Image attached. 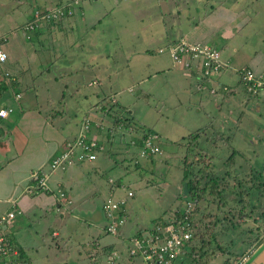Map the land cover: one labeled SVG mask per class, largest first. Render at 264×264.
Returning <instances> with one entry per match:
<instances>
[{
    "label": "rangeland",
    "instance_id": "1",
    "mask_svg": "<svg viewBox=\"0 0 264 264\" xmlns=\"http://www.w3.org/2000/svg\"><path fill=\"white\" fill-rule=\"evenodd\" d=\"M20 2L21 4L23 2L30 3L31 0H20ZM234 2L235 0H226L225 7L230 14L233 12L238 14L236 21L242 18L240 14L243 12L246 13V16L249 13L253 15L251 14L252 17L246 22L245 26H241L239 33L232 38V42L231 39L229 40L231 45L236 47L237 52L233 53L227 47L221 48L220 56L229 62L228 65H230L231 70H233L232 66L236 67V62L240 65L246 59L240 56L241 51H245L248 56L257 51L264 52V0H258V3L252 0V4L248 7L243 6L242 1H240L241 5ZM15 3L18 4V0ZM80 3L86 18L84 16L81 18L80 15L75 16L76 21L82 23L76 28V33H72V38L69 37L70 42L72 41L74 45L66 51L67 57H60V60L57 61V64H59L52 66L48 74L44 71V77L41 78L43 82H39L41 79L34 82L35 88L40 83L37 90L30 88L31 90L28 93L22 89L20 90L19 104H22L23 108L18 111L17 116H14V122L8 126L9 128L18 127V117L23 111L20 124L25 131L31 132H28L25 135L26 137L21 138L26 143V149L15 155L16 150L12 148L10 155L15 158H39L40 155L34 157V154L31 153H36L42 148L45 150L44 154H46L43 158L49 160L59 149H62V142L66 143L70 140L64 141L63 139L66 136L70 138L75 134L76 126L80 122L84 109L87 108L85 111H89L86 113L85 118L90 119L93 124H98L99 118L103 114L100 108L103 105L105 106L102 101L105 100L103 95L106 96V100L108 98L111 101L118 100V103L126 110L125 114L121 113L120 115H124L125 118H128L126 117L128 115L134 126L150 128L151 131L156 133L160 154L148 159L137 158L135 152L131 153L130 151L133 147L124 148V145H126L125 140H127L129 134L131 135V129L129 127L123 128L121 124L115 132H112V135L105 137L106 129L111 130L110 119L105 118L102 124L103 129L97 132L92 128L90 131L91 135L96 132L97 139L103 142V144L100 143L101 151H98L99 153L96 154L93 160H73L63 170L75 164L92 163L100 156L107 158L108 162L104 161L101 163V167L98 166L104 170L103 173L98 170V175L91 176V182L94 185H105L103 175H107L109 177L107 182L114 189H122L123 196H125L126 191H131L132 196L128 199L133 197L132 199L135 201V208L132 211L130 210V217L131 219L134 218L135 221L131 220L124 225L121 229V237L132 235V231L136 228L135 223L145 226V228L151 225L155 217L162 215L165 211L170 213V210H173L179 202H181L180 206L185 207L188 201L181 200L184 193H180L182 159H185L186 162H192V167L195 169H200L203 165L210 169L211 164H214L217 172L222 173L223 170H228V176L235 178V180H242L245 184L249 183L248 181H250L252 175L259 177L260 181L264 182V104L259 103V100L252 99L246 103L248 99L246 100V96L242 92L241 94L244 97H238V92L242 90V87L237 85L235 89L227 87L224 99H220L221 97L218 99V107H212L209 102H206L204 104L206 111L200 110L196 107L197 95H193L192 92L205 94V89H202L201 92L197 91V85L194 82V76L196 75H193L190 70H183V68L173 64L165 49L167 44H163L165 35L169 39H175L177 36L174 33V28L177 27V22H174L176 21L174 19L176 13L179 14V18L183 19L188 13L187 9H192V7L209 10V0H81ZM71 7L73 6L71 5ZM14 11L16 12L14 2L0 0V18L3 17L7 20L13 16ZM88 12H93V15L90 16ZM229 12L227 13L229 14ZM200 14L201 12H199ZM22 20V18L17 17V24L19 25ZM11 23L12 21L8 24ZM53 23L55 24L57 21ZM13 25H16V23L11 24V26ZM179 25L183 27L182 22ZM3 28L4 25L0 27V29ZM159 37L161 41H157ZM59 38L63 39V36ZM179 40H183V38ZM194 42L198 41L194 40ZM53 48L54 53H56L57 48ZM157 48H161L162 53H158ZM4 49L6 50L5 46ZM41 51V49L38 50V53ZM54 53H52V59L48 61L47 65H51L54 61ZM48 56L50 57V54L47 52ZM155 58L162 59L165 62L163 66L168 64V67L155 71L152 66V60ZM23 59L25 60V58ZM79 59L91 66H79L77 62ZM67 64L70 67L64 68ZM228 69L224 70L223 75L221 70L219 73H213L210 78H203L201 80L202 84L209 87L215 85L218 82L216 78L220 75L222 76L218 79L219 81L226 83L224 79L231 80L228 85L236 83V72L232 71L233 73H231ZM252 70L255 71L253 68ZM258 72L262 73L264 70ZM57 73H66L67 76L58 75L55 78ZM94 75L103 78V83L99 81L98 77L93 78ZM228 75L232 78L228 79ZM212 78H215V80H212ZM74 80H82L79 85L81 86L84 83L82 86L85 89L84 93L89 95L90 99L85 100L81 93L74 96L67 94L70 90H73ZM86 81L88 82L86 83ZM92 82L94 83L92 84ZM27 83L32 86L29 80ZM99 84H102L103 95L97 88ZM4 85H6L5 90L8 91L10 89L8 79ZM19 87L23 86L20 85ZM44 89L48 91L45 92ZM232 90L233 92L236 91L233 95L230 92ZM93 92H98L97 99L93 96ZM11 94L10 100L12 103L17 104L12 91ZM61 95H63V98L60 103L58 100ZM186 95L188 99H185ZM93 98L94 100H92ZM77 101L80 102L79 106L74 105ZM5 103L8 102L5 101ZM82 104H84V108ZM35 105L40 107L39 116L42 120H38V122H36L34 114L28 112L35 109ZM4 106H9V104H4ZM62 108L66 113L61 118H54L53 111H61ZM208 124H211L212 127ZM224 136L227 137L228 142H226V139L224 141ZM117 143L120 145H112ZM55 146L56 150L49 155L48 149ZM106 150H109V152ZM232 151L234 152L232 165L226 167L223 163ZM108 164L114 166V168L108 169ZM45 166L48 168V161ZM53 172L59 174L63 171L56 169ZM122 175L124 178L121 183H116V180L119 179L115 176ZM81 181L88 182V178H83ZM31 183L33 184V182ZM227 183L229 186L235 185L234 179H229ZM23 193H41V196L45 194L41 190L35 193H26L23 190ZM94 194V196L86 194L84 203L71 208L70 212L63 217L67 225L63 231L64 233L61 234L60 253L66 254L68 252V256H63L59 252H55L54 249L49 250L48 245H38V254L41 256V260H45L44 264L105 263V256L98 259L97 263H93L92 257H85V251L90 249L92 240L102 237L99 233H102V226L104 225L103 216L100 213V204L108 194L104 190L103 192H97L96 190ZM117 197L116 193L112 194L113 199ZM210 198L212 199V197L208 198L210 203L206 204L210 216L204 215L201 220V223H208L207 228H204L206 241L201 251H206L209 247L208 252L211 248L216 247L215 244H206L209 238V230L212 227L210 224L215 214L218 216L224 215L229 210V206L233 207L230 212L234 210V213L241 206H243L242 209L245 213L249 209V199L245 193L239 203L230 201L228 197L227 204L222 208L221 206L216 208V199H214V203H211ZM235 199L237 200V197ZM190 210H188V213ZM48 211L51 216H57L54 207ZM48 211L46 213L49 214ZM199 215V213L195 215V218L197 219ZM252 215L259 216V212H253ZM14 216L12 222L19 217L17 213ZM167 216L169 214L164 218ZM56 221L57 219L54 220V222ZM235 221L240 224L238 228L230 230V232L225 231L227 233L223 237L218 235L220 246L224 252L206 253L202 257H197L194 254L192 257H195V260H191V256L185 257L182 254V262L179 261L181 258L178 257L177 264H224L223 261L226 259L228 264H239V260L250 250H253L264 236L262 235V228L259 227L261 222L264 223V221L262 219L254 221L252 217L245 214L235 216ZM29 224L28 233L32 231L34 225L31 222ZM54 225L55 223L53 227ZM249 228L253 231L257 228L259 235L256 244L248 245L246 243V236L249 234L247 229ZM106 236H103L102 240L115 241L112 235ZM10 239L12 240L11 236ZM44 240L49 242L50 237L47 236V239ZM102 240L99 242L101 243ZM229 243L230 245H228ZM231 243L239 244L235 249H232L234 245ZM120 245V248H122L123 242H120ZM32 263L40 264L41 261H33Z\"/></svg>",
    "mask_w": 264,
    "mask_h": 264
},
{
    "label": "crops",
    "instance_id": "2",
    "mask_svg": "<svg viewBox=\"0 0 264 264\" xmlns=\"http://www.w3.org/2000/svg\"><path fill=\"white\" fill-rule=\"evenodd\" d=\"M10 1L12 3L14 2L16 6V12L14 11L13 16L7 20H5L3 17L0 18V27L4 25V28L0 29V36H1L0 42L2 48H4L5 46L6 50L5 49L4 50L8 52L7 62L0 66V71H1L0 86H2L7 80V78H5V76L2 73L5 71L9 72V74H11L14 77L15 81L18 83L16 90L20 95L21 89L27 93L29 92V90H31L30 88H32V90H37L40 87L39 86L40 83H38L37 88H35L34 82L37 79H41L42 77H44L43 73L46 72V74H48L52 66H57L59 64V63L57 64V61L60 60V57H67L66 51L72 48V46L74 45L72 41H71L72 43L70 42L69 37L72 36V33L73 34L76 33V28L79 26V24L82 23L81 21H76L75 16L80 15L81 18H83V16L84 18H86V15L80 3L81 0H78V2L72 7L73 13L70 17L65 18L55 24L54 23L41 24L40 28L36 31L37 34H31L28 36L27 34L24 35L25 32H21L22 30L20 29V27L28 20L32 11L51 8L59 3H62L65 0H31L30 3L23 2L22 4L20 0H18V4L15 3L17 0H10ZM240 1H242L243 6L245 7H248L252 4V0H235L234 3L241 5L242 3ZM255 2L258 3V0H255ZM216 3L217 5H215V7H210L209 10L203 9L200 15H199L200 9L195 7L194 8L192 7V9H187L188 13L185 16L186 18L183 17V19L179 18V14L176 13V15L174 16V19L176 21L174 22H177L176 23L177 27L174 28L175 30L174 33L177 36L175 37V39H169L165 35L164 36L165 42L163 44H168L170 42H174L179 40L180 38H183L186 39L187 41L195 40V41L211 44L215 48H217L219 54L222 50L221 48H225V47L231 49L233 53H236L237 52L236 47L232 46L229 40L231 39L232 42V38L237 33H239L241 26H245L246 22L249 19H251L253 14L249 13L248 16H246V13L243 12L240 14L242 18H239L236 21L238 14H235V12L230 14V12L227 11V8L225 7L226 4L225 1L223 3H219V2ZM257 5L259 6V4ZM227 12H229V14ZM88 13L90 14V16L93 15V12H88ZM17 17L19 19L21 18L23 19L19 25L17 24ZM10 21H12L11 24L16 23V25L11 26V24H8ZM69 21L71 24L69 23ZM181 22L183 24V27L179 25L181 24ZM17 32L18 34H16ZM62 36L63 39L59 38ZM28 37H30V39H28ZM157 41H161L160 37L157 38ZM160 44L161 42L159 43V45ZM53 47L57 48L56 53H54ZM40 49L42 51L38 53V50ZM47 52L50 54V57L49 56L47 57ZM52 53H54V61L51 63V65H47L48 61L52 59ZM241 53L242 54L240 56L246 59H244L243 62L238 61L242 63L240 65L239 63L236 62L235 64L236 67L232 66L233 70L229 68L230 66L228 65L229 62L226 61V59L225 60L222 59L220 56L221 60L226 62L225 68L222 69V75L224 70H226V68L227 69L229 68L228 70L231 71V73H233L234 69L238 68V66L241 65L249 67L251 69L253 68L255 69L256 72L260 70H264V52L257 51L253 53L251 56H248L245 51H241ZM241 57H237V58L243 59ZM23 58H25V60ZM77 62L81 67L91 66L89 64H85V62L81 61L80 59L77 60ZM152 64H153L152 66L155 68V71H160L163 67L165 68L168 67V64L163 66L165 62L160 58L153 59ZM45 67H46V71L43 72ZM67 67H70V65L67 64L64 68ZM58 75H62L65 77L67 76L66 73L64 74L57 73L55 74V78H57ZM222 75L216 78L218 81L217 83H223V84L227 83L226 85H228V82L231 80L224 79L226 83L218 80ZM97 77L98 75H94L93 78H97ZM229 78L232 77L229 76L228 79ZM98 79L103 83V78L99 76ZM28 80L32 86H30L27 83ZM235 81H237V79ZM39 82H43V80L41 79L39 80ZM73 82L75 83L74 87L72 88L73 90L72 91L70 90L67 94L70 96H74L75 94L81 93L82 97L85 100L90 99L89 95L84 93L85 89H83L82 87L84 83L81 86L79 85V82H82V80H74ZM87 82L88 81H86V83ZM20 85H22L23 87H19ZM237 85H238L237 83H234L228 85L227 87L235 89ZM101 86L102 84H99L97 88L102 92L103 95ZM11 91L12 90L10 89L7 91L4 88L0 93V107L4 106V104H9V106L13 108V112H12L13 114H11L6 120L0 119V215L9 211L12 208L11 201H13L15 205L14 208H16L18 212L20 211L19 213H17L19 216L17 220L18 219L19 220L13 222L11 220L9 224L6 226L5 230L8 233V235L11 236L13 243L15 244V247L22 260H25L26 262H28V264H33L32 263L33 261H41L40 264H44L45 260H41V256H39L38 254V245H43V246L44 244L45 246L48 245L49 250L54 249L55 252L60 253L61 248L59 243L62 241L61 234L64 233L63 231L65 230L67 225L63 217L65 214H68L70 212L71 208H75L77 205H82L85 201L86 194L94 196L96 190L97 192L98 191L103 192L104 190L108 194L106 197L112 196V194L114 193H116V196L121 197L124 195V193L122 189H114L107 182V179L109 178L107 177V175H103V180L106 182L105 185L104 184L94 185V183L91 182L92 175L94 174L98 175L99 174L98 170L99 171L101 170L102 173L104 171L100 169L98 166L101 167V163L104 161L108 162L107 158L102 156L96 158L92 163L75 164L69 166L64 170L62 169L63 172L59 174H57L58 172L57 173L52 172L48 179V186L50 192L43 194L44 196H41L40 195L41 193L40 194L23 193L25 186H27L30 183L29 181L30 173L33 172V170H37L39 168L42 169L46 168L45 164L48 161V158H43L46 154H44L45 150H43L42 148L36 153H31L34 154V157L40 155L38 156L39 158H26V157L15 158L13 155H10L11 154L10 151L12 148L16 150L15 155L23 152L26 149V143L23 142L21 138L27 135L28 132H31V131H25L22 125L20 124V118L23 115V111L20 113L18 117V121H19L18 127L13 126L9 128L8 126L14 122L13 121L14 116H17L18 111H20V109L23 108V105L19 104L20 96L17 100H15L17 104L12 103V101L10 100L12 95ZM44 91L46 92L48 90L44 89ZM230 92L231 95H233L235 94L236 91L233 92L232 90ZM93 93H94L93 96L97 99L98 92H93ZM192 94L197 95L196 107L204 111H206L205 110L206 107L204 106L206 102H209V104L212 107H218L219 106L217 104V102H219L218 99L221 97L220 99L223 100L225 96V94L220 96H210V95L204 96L203 94H198L195 93L194 91L192 92ZM238 95H239L238 97L241 96L244 97L241 94V91L238 92ZM62 98L63 95L60 96L58 102L61 103ZM185 99H188V96ZM247 99L248 98H246V100ZM92 100H94V98ZM249 100L250 99H248L246 103ZM5 101L8 103H5ZM91 101L88 102L90 103ZM75 104L76 106H79L80 102L77 101L74 103V105ZM82 105L84 108L85 107L84 104ZM35 106H36V108L34 107L35 109L28 112L34 114V118L35 120H37L36 122H38V120H42L41 117L39 116L40 107L39 105L38 107L37 105ZM119 106L123 107L120 104ZM25 107L27 106L25 105ZM65 107L67 106L65 105ZM86 109H84L83 113L89 112L88 110L86 112L85 111ZM70 138L66 136L63 140L65 141ZM17 144L20 149L17 147ZM63 144L64 142H62V145ZM112 145L117 146L116 144H112ZM51 148L52 147L48 149L49 155H51L50 153L56 150V146L53 147L52 149ZM107 152H109V150ZM7 155H9V157H7ZM44 162L45 164H43ZM108 167H109L108 169L114 168V166L109 164ZM115 177L119 179L116 180V183L119 184L124 178L123 175L115 176ZM83 178H88V182L85 181L82 182L81 180ZM58 190H61L64 193V196L69 200L68 203L64 202L63 200L57 197ZM132 198L127 199L124 205L123 213L126 217V221L123 224V226L119 229V234L117 236H112L115 241L107 242L105 241V239L102 240L103 236L105 237L106 235H109L104 230L105 219L103 217V221H104V225L102 226L103 234L101 232L99 233V235L102 237L101 238L98 237V239L92 240L93 242L90 245L91 246L90 249H87L85 251L86 253L85 257H89V256L92 257L91 260L92 259L94 260L93 263H97L98 259L105 256V255H101L102 253L100 254V252H102L103 249H105L107 246H111V249L121 252L119 258H117L116 261H114V264H142L139 259L128 258L125 255V253L123 254L125 239L134 235L136 232L145 229V226H140L138 225V223H135L136 228L132 231L131 233L132 235L121 237L122 235L121 229L124 227V225L128 224L131 220L135 221L134 218L131 219L130 217L131 211L135 208V201ZM103 200L104 198L102 199V201ZM52 207H54L55 211L57 212V216L50 215V212L48 210H50ZM46 211H48L49 214L46 213ZM55 219H57L56 222H54ZM29 222L34 224L33 229L30 233H28V230L30 229ZM54 223L55 225L53 227ZM47 236L50 237L49 242L47 240L46 241L44 240L47 239ZM100 240H102L101 243L99 242ZM120 242H123L122 248H120L121 247ZM77 252L79 251L77 250ZM97 253H99L100 255L98 256ZM60 254H62L63 256L69 255L68 252L66 254L61 252ZM182 256L179 257L181 258ZM182 259L183 258H181L179 261L182 262ZM174 264H177V261H175Z\"/></svg>",
    "mask_w": 264,
    "mask_h": 264
},
{
    "label": "built area",
    "instance_id": "3",
    "mask_svg": "<svg viewBox=\"0 0 264 264\" xmlns=\"http://www.w3.org/2000/svg\"><path fill=\"white\" fill-rule=\"evenodd\" d=\"M77 2L78 0H67L58 6L44 10H34L30 14L28 22L22 28L25 31H30L43 23L59 22L72 14L71 5H75ZM161 48H157L156 51L162 53ZM165 49L173 64L183 68V70H190L193 75H196L194 76V82L197 85V91L201 92L202 89H205L211 95L227 91V86L221 83L215 84L216 86L213 84L209 87L204 86L201 82L203 78H210L213 73H219L226 66V62L221 60L219 51L213 45L183 39L165 45ZM6 60L7 54L0 42V64H3ZM234 71L237 74L236 83L243 87L248 94L247 96H256L257 99L264 101V72H256L246 66L236 68ZM212 80H215V78H212ZM13 98L15 100L18 99L19 94H14ZM12 111L13 109L10 106H1L0 119H7L12 114ZM92 128L97 132L103 129L100 122L93 124L90 119L84 118L78 126L76 135L66 141L59 153L48 162V168H39L29 176L30 183L25 186V192L35 193L39 190L48 192L50 189L47 180L54 170H62L73 160H93L96 154L99 153L98 151H101L100 143L103 144V142L97 139L96 132L92 135L90 134ZM128 136L125 143L135 148L137 158H147L148 156L160 154L157 142L158 136L153 131L143 132L136 136L131 133ZM57 196L64 202H69L60 190H58ZM131 196L132 192L126 191L125 196L117 197L116 199L108 196L102 201L100 211L105 219L104 230L107 234L112 236L119 234V229L126 221L123 208L126 200ZM11 206L12 208L9 211L0 215V259H5L4 264H28L25 260H15L17 249L5 230L13 219L14 214L19 213L14 208L13 201H11ZM190 207L192 206L188 202L184 208L183 206L178 208L177 211L181 212L179 215H176L177 211L172 212L163 221L149 225L140 233L136 232L126 238L123 248L125 255L128 258L139 259L142 264H174L176 259L183 254V248L192 236V227L188 220ZM120 254L121 252L115 250L111 251L110 254H106L104 264H112ZM247 255L248 253L239 260V264L245 260Z\"/></svg>",
    "mask_w": 264,
    "mask_h": 264
},
{
    "label": "trees",
    "instance_id": "4",
    "mask_svg": "<svg viewBox=\"0 0 264 264\" xmlns=\"http://www.w3.org/2000/svg\"><path fill=\"white\" fill-rule=\"evenodd\" d=\"M66 1L67 0H65L63 2H66ZM209 1H210V7H215V5H217L216 2L223 3L226 0H209ZM62 3H59L55 6L61 5ZM202 10L203 9H200L201 13H202ZM29 18H28V20H29ZM66 18H68V17H66ZM28 20L26 22H28ZM61 20H63V19H61ZM49 23H51V22H49ZM22 26L20 27V29L22 30L21 32H25L24 35L27 34L28 36L31 34H37L36 31L40 28V26H37V28H35V29H32L30 31H25V30H23ZM28 39H30V37H28ZM170 43H174V42H170ZM170 43H168V44H170ZM5 63L6 62H4L3 64H5ZM44 71H46L45 68H44L43 72ZM2 74L3 75L5 74V77L8 79L10 89L12 90V92L15 94H18V91L16 90L18 83L15 81L14 77L12 75H10L9 72H6V71L3 72ZM5 87H6V85L0 86L1 89H4ZM216 92H218V91H216ZM226 92L227 91H224L222 93H215L214 95H211L207 91H205L204 92L205 94H203V95L204 96L205 95H207V96H209V95L210 96H220V95L225 94ZM241 92L248 99L259 100V98L257 99L256 96H253V97L247 96L248 94L244 91L243 87H242ZM199 94H201V93H199ZM103 98L105 99V100H102L104 102L105 106L103 105L102 108H100V110L103 112V114L99 118V122L101 124H103V121L105 120V118H109L111 130H112L111 131L109 129H106V131L104 133L105 137H109L110 135H112V132H115L117 127L121 124H122L123 128L129 127L131 129L130 132L134 136L141 134L143 132L144 133L145 132H151L150 128H145V127H141V126H138V127L134 126L132 120L129 118L128 115H126V117H128V118H125L124 115H120L121 113L125 114L126 110L124 107L119 106V104L117 103V100L111 101L107 97L108 98L107 99L108 101H107L106 96H104ZM259 103L264 104V101L259 100ZM105 108H106V110H104ZM116 109H117V111H116ZM111 111H113V113H111ZM65 113L66 112L64 110H61V111H55V112L53 111L52 114L54 115V118L55 117L61 118V116H63V114H65ZM86 116H87L86 113H82L80 122ZM80 122L77 125V129H78ZM208 125L210 127H212L211 124H208ZM77 129H76V132H77ZM108 130L111 132H109ZM76 132L70 139H72L76 135ZM218 134H219V132H218ZM143 135H145V134H143ZM219 135H221V134H219ZM225 139H226V142H228L227 141L228 139L226 136H224V141H225ZM116 145H120V144L117 143ZM158 146H159V144H158ZM124 148H130V145L126 144V145H124ZM59 151L60 150H58L57 153H59ZM134 152H136V151L134 148H132L131 153H134ZM56 154H54L52 157H54ZM233 157H234V152L232 151V153H230L228 155V157L226 158V160L224 161L223 165L225 164L226 167L231 166L232 162H233ZM148 158H152V156H148L147 159ZM51 159L52 158H49L48 162L51 161ZM192 166H193L192 162H186L185 159H182L180 193L181 192L184 193V197H181V200L188 201L192 205V208L188 213V220H189L191 227H192V236H191L190 240L188 241V243L186 244V246L183 248V255L185 257L191 256V260L192 259L195 260V257H192L194 254H196L197 257H202L203 255H206V253H214L215 251L224 252L223 248L220 246V242H219L220 239L218 238V235L220 237L221 236L223 237V236H225V234L227 232H230V230H235L236 228H238V226L240 224L235 221V216H241V215L245 214L249 217H252L254 219V221H256V220L258 221V219H262L264 221V182L260 181L259 177H255L254 175H252V176H250V179H249L250 181H248L249 183L245 184V182H243L242 180L241 181L238 179L235 180V178H231L230 176H228L229 175V173L227 172L228 170H223L222 173H220V171L217 172L215 167H214V164H211L210 169H208L205 165H203L202 168L200 167V169L199 168L195 169ZM229 179H234L235 185L229 186L227 183ZM42 192L49 193L50 190L48 192L45 190H42ZM244 193H245V195H248V199H249L248 200V202H249L248 212L245 213L243 211V209H242L243 206H241L237 210L236 213H234V210L232 212H230V209L233 207L229 206L228 207L229 210L227 211L228 214H227V212H225V214L222 216H220V215L218 216L217 214H215V217L210 224V226H212V227L208 233L209 238L207 240L209 242L207 241L206 244L207 245L215 244L216 247L214 249L211 248L209 252H208L209 247L207 248L206 251H201V248H202V246H204L205 241H206L204 228H207V226H208V223H204V222L201 223V220H202V217L204 215L210 216V212L208 211L209 209L206 206L207 203H210L208 198L212 197V199L210 198L212 201L211 203H214V199H216V203H215L216 208H219L220 206L222 208V206H225L227 204L228 197L230 198V201H234L235 203H237V202L239 203L242 200V196ZM235 197H237V200L235 199ZM180 203L181 202H179V204L177 203L175 205L176 207L173 210L171 209L170 211L176 212L178 210V208L182 207V206H180ZM256 211L259 212V216L255 217L254 216L255 214L254 215H252V214H253V212H256ZM171 212L170 213H169V211L163 212L162 215L163 214H165V215H163V216L160 215V216L154 218L152 220L153 223H151V225H154L155 223H159V222L163 221L164 217L167 214L170 215ZM180 213L181 212L177 211L176 215H179ZM198 213L200 215L196 219L195 215H197ZM215 226L217 227L216 229H215ZM202 227H203V229H202ZM259 227H261L262 231H264V223L261 222V226H259ZM141 231L142 230L138 231V233H140ZM225 231H227V232L225 233ZM254 231L250 228L247 229V232L249 234H248V236H246V243H248V245L249 244L252 245V244L257 243V239H258V235H259L257 228ZM231 244L234 245L232 249H235L239 243L238 244L237 243H231ZM228 245H230V243ZM112 250L113 249H111V246H107L105 249H103L102 252H100V254L101 253H102L101 255L110 254V252ZM226 252L231 253L230 251H226ZM100 254L97 253L98 256ZM232 255H233V253H232ZM197 257H196V260H197ZM15 260L22 261V258H20L18 251H17V256H16ZM4 262H5L4 258H2V260L0 259V264H4ZM223 263L228 264V260L227 259L224 260Z\"/></svg>",
    "mask_w": 264,
    "mask_h": 264
},
{
    "label": "flooded vegetation",
    "instance_id": "5",
    "mask_svg": "<svg viewBox=\"0 0 264 264\" xmlns=\"http://www.w3.org/2000/svg\"><path fill=\"white\" fill-rule=\"evenodd\" d=\"M262 235H264V231L262 232ZM263 249H264V236H262V239L259 241L256 247L248 252L247 257L241 264H251V260H253L258 254H260V252ZM259 262H260L259 264H264V258L260 259Z\"/></svg>",
    "mask_w": 264,
    "mask_h": 264
},
{
    "label": "water",
    "instance_id": "6",
    "mask_svg": "<svg viewBox=\"0 0 264 264\" xmlns=\"http://www.w3.org/2000/svg\"><path fill=\"white\" fill-rule=\"evenodd\" d=\"M264 249L258 254L253 260H251V264H259V260L263 259L264 257Z\"/></svg>",
    "mask_w": 264,
    "mask_h": 264
}]
</instances>
